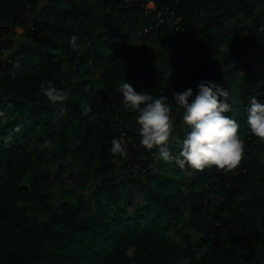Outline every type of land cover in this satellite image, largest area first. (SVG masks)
<instances>
[{"label": "trees", "instance_id": "trees-1", "mask_svg": "<svg viewBox=\"0 0 264 264\" xmlns=\"http://www.w3.org/2000/svg\"><path fill=\"white\" fill-rule=\"evenodd\" d=\"M17 27L25 30L18 46ZM144 28L152 45H133ZM74 33L76 48L69 45ZM5 51L0 264H264V141L246 114L251 97L264 100V0H0ZM201 79L229 90L226 114L240 123L245 151L227 171L158 160L156 149L139 143L137 114L123 108L118 91L127 80L169 97L176 152L186 126L172 93L192 87L195 95ZM48 81L67 100L51 103L39 90ZM60 103L66 114L54 122ZM84 104L93 109L88 116ZM42 124L60 136L38 138L57 141L56 174L21 141ZM10 133L19 139L5 142ZM113 137L122 138L126 155L113 156ZM68 158L84 165L77 183L93 189L89 197L55 199V175H66Z\"/></svg>", "mask_w": 264, "mask_h": 264}, {"label": "clouds", "instance_id": "clouds-1", "mask_svg": "<svg viewBox=\"0 0 264 264\" xmlns=\"http://www.w3.org/2000/svg\"><path fill=\"white\" fill-rule=\"evenodd\" d=\"M69 45L78 46V35L73 34ZM48 100L57 104L67 100L66 93L51 81L41 83L39 89ZM123 108L135 112L139 125V143L148 151L157 150L156 158L166 163H175L180 168L186 165L203 170L213 165L225 171L235 168L245 151V141L239 134L240 123L227 115L232 111L228 89L212 80L201 79L194 89L188 87L182 91H173L172 101L183 109L182 120L186 126L183 138L179 141V151H172L169 140L175 128L172 102L168 96H155L150 91H137L127 80L119 85ZM10 107V106H9ZM90 104H84L81 115L92 112ZM66 114L62 103L59 105V120ZM247 124L252 134L264 141V100L256 96L250 98L246 108ZM7 110L0 107V123L7 120ZM23 124H17L14 132L19 133ZM10 133L5 142L11 141ZM51 141L46 140L43 147ZM111 153L114 157L127 154L122 138L113 137Z\"/></svg>", "mask_w": 264, "mask_h": 264}, {"label": "rangeland", "instance_id": "rangeland-1", "mask_svg": "<svg viewBox=\"0 0 264 264\" xmlns=\"http://www.w3.org/2000/svg\"><path fill=\"white\" fill-rule=\"evenodd\" d=\"M153 7H154V3L150 2L148 4V8H153ZM231 22L232 20H228L227 25L231 26ZM15 32L16 33L13 35L14 45L18 46L24 40L23 33L25 32V30L22 27H17ZM146 34H147L146 28L140 29L139 31H137L136 35H134L131 39L132 44L137 45L139 47L151 46L152 44L150 43L151 41L150 38L148 36L147 37L144 36ZM196 36H197V39H202V38L204 39V37L200 34V32H197ZM207 40L211 41L212 38H207ZM198 45L199 44L197 40L194 46L196 47ZM9 53H10L9 51L0 53L1 62H3L5 59L9 57ZM240 72L244 74L246 70H242ZM64 131L67 132L66 133L67 142L68 143L72 142L74 139L73 129H71V127L68 126L66 127ZM0 132H2V129H0ZM50 134L54 135V138L60 137L57 133H53V129H50L46 125L42 124V125H39L36 132L33 133L32 137H30L29 139H23L21 141L24 143L25 148L28 152L34 153L35 156L38 155L36 157L37 159L35 158V161L37 162L38 165L48 169L52 174H56L59 171V164H60L59 161L56 159L57 141L53 139V141L50 143L48 147H43L45 141L38 140V138L40 137L45 138L46 136ZM6 138L7 137L5 136L3 137V139H6ZM17 139L19 138L17 137L15 139V137L12 136L11 141H14V140L16 141ZM67 163L69 165L66 166L65 170H66V175L68 174V176L66 177V175L62 173L55 175V177L57 176V179H55L57 183H55L54 185L55 190L53 193L55 196V199L57 200L64 199L67 197L68 194H70L68 199H71V200H74L78 197V195H83V194L85 195L86 198L89 197L90 196L89 194L93 192V189H90V187L84 188L82 184L79 186V184L77 183V180L84 178L86 174L84 165L80 161L74 162L73 159H69V158L67 159V162H63V165H66ZM89 183L90 184L94 183L93 178L90 179ZM194 234L197 237L200 236L198 231H196ZM200 257H201V254H198L197 258H200ZM184 264H190L189 258H186L184 260Z\"/></svg>", "mask_w": 264, "mask_h": 264}]
</instances>
